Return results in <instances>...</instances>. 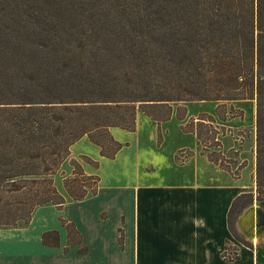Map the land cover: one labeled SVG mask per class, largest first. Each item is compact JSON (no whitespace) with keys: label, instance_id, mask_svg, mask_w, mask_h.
<instances>
[{"label":"trees","instance_id":"1","mask_svg":"<svg viewBox=\"0 0 264 264\" xmlns=\"http://www.w3.org/2000/svg\"><path fill=\"white\" fill-rule=\"evenodd\" d=\"M247 99L256 103V198L263 201L264 0H0V227L28 223L39 206L96 193L98 175L71 157L81 137L113 158L122 144L111 129L134 131L138 110L158 120L173 103L215 101L224 120L220 106ZM190 130L211 145V129ZM68 157L75 170L61 192L53 178ZM252 200L251 193L233 200L234 234ZM61 222L68 243L78 244L74 223ZM41 239L57 246L59 233Z\"/></svg>","mask_w":264,"mask_h":264},{"label":"crops","instance_id":"2","mask_svg":"<svg viewBox=\"0 0 264 264\" xmlns=\"http://www.w3.org/2000/svg\"><path fill=\"white\" fill-rule=\"evenodd\" d=\"M179 105L183 104L173 103L172 111ZM187 118L184 114L181 125ZM138 122L139 114L136 127ZM194 122L196 128L197 122L209 121L196 117ZM114 128L112 135L122 147L113 158L102 156L100 148L86 136L76 142L87 139L94 155L87 151L75 154L95 161L98 167L91 173L97 175L104 162L115 164L122 154L129 165L126 178L116 181L113 177L106 182L99 174L94 195L67 201L60 208L39 206L28 225L0 227V264H264V232L249 241L236 221L237 234L228 224L232 202L242 193H251L252 202L264 212V200L256 198L253 159L248 161L250 169L246 164L240 169V175L234 177L219 164L220 160L215 162L210 158L207 146L188 129L193 137L191 143L175 147L165 162L146 157L142 163L137 153L132 155V143L121 137L130 131L116 128L119 132L115 133ZM157 135L154 146L158 147L163 135L160 133L159 141ZM126 150L130 151L128 157L123 154ZM62 219L74 223L81 235L78 244L68 243ZM119 228L122 229L121 244ZM49 230L58 231L57 246L42 243V233ZM228 243L236 249L232 260L223 254ZM83 247L86 250L80 252Z\"/></svg>","mask_w":264,"mask_h":264},{"label":"rangeland","instance_id":"3","mask_svg":"<svg viewBox=\"0 0 264 264\" xmlns=\"http://www.w3.org/2000/svg\"><path fill=\"white\" fill-rule=\"evenodd\" d=\"M182 104L183 105H179L180 106L179 111H177L178 106H176L174 108L175 110H173L174 112L172 111L169 117L160 118L158 120L152 118L146 119V117L142 115L144 113L138 110L137 114H139V122L137 123L135 132L132 131H130V133L126 132L127 134L122 135L121 137L123 139H126V141H130L132 143L133 145L132 155L137 153L138 160L140 162L142 163L145 162L147 160L146 157L147 158L151 157L152 160L156 162H165L166 160L169 159L170 153L172 150H174L175 147L181 145H188L189 143H191L193 137L189 133L188 129H191L192 127L195 126L194 118L198 117L204 120H208L209 122H207L206 124L202 123L205 124L204 126L203 125L198 126V122H197L196 123L197 127H201V129L204 131L207 129L208 130L211 129L212 133L208 131L205 133V135L214 136V138L210 139L207 142V144H209L210 142L211 145L207 146L205 149L208 151L209 154L216 155L219 158L218 160H220L221 164L220 163L219 164L224 168L226 167L227 169H229V171H231L234 177L240 175L239 173L240 169L244 167L246 164L247 167H249V169L251 168V166L248 165L249 159L251 160L253 159L256 165L255 99L232 101V102H227L225 103V105L220 106L218 110H226V114H227L226 120L223 122L219 119L216 113H214V110L218 104L215 101H191V102H183ZM184 114L188 115V118L186 119V121L183 122L185 123V125H183V123L181 125V119H182L181 117H183ZM208 114L214 116L212 120H210L211 116H209ZM114 129H115V133L119 132L118 129L116 128ZM160 133L161 135H163V141L161 140L162 141V142L160 141L161 144L157 147L154 146L155 135H157V141H159L161 139ZM216 138H218V140H216ZM86 140L87 139H83L82 141L75 142L71 146V157L75 158L74 161H77L78 163L81 164L86 174H95L93 172L91 173V170H93V168H96V166L94 165V163H92L90 158L85 157L83 155L79 156L75 154L77 151H87L92 155H94V151L92 149L93 147L89 145V142H87ZM128 152L130 151L126 150L123 152V154H125V156L128 157ZM177 157H178L177 159H179V156ZM68 160L69 157L61 168L64 174H60L61 171H59L58 174L55 175L53 178L55 179V183L57 184L61 192L63 189L61 183L62 178L65 176L66 177L73 176L72 174L75 170V167L73 165L71 166L69 164L70 160L69 161ZM133 162H134V157L132 158V163ZM109 165H112V167H109ZM116 167H117L116 172H112ZM128 167H129L128 160L123 159V156L121 154L117 163L114 164L112 163V161L108 163L104 162L99 170V173L98 172L97 173L98 175L100 174L106 182L111 181L113 177L114 180L117 181L122 177L126 178ZM251 170L249 172H251ZM252 174L253 173H251V177ZM255 176H256V166H255ZM86 185H87L86 187L87 194H90L92 192L94 182L92 181V179H88ZM67 201H71V200L67 199ZM252 204H254V201L252 202ZM236 209L237 208L234 209V213ZM234 213L232 214V216L234 215ZM241 213L239 214V216L241 215ZM235 221L237 222V220ZM235 224L236 223L234 222L233 225L236 230ZM23 225H28V223L24 224L21 221H19L16 224L17 227ZM1 227H8V226H1ZM238 236L241 239H243L242 236L240 235ZM223 252H224L223 253L224 257L226 259H228L229 257V259L232 260L236 256L235 247H233L229 243L226 244Z\"/></svg>","mask_w":264,"mask_h":264},{"label":"water","instance_id":"4","mask_svg":"<svg viewBox=\"0 0 264 264\" xmlns=\"http://www.w3.org/2000/svg\"><path fill=\"white\" fill-rule=\"evenodd\" d=\"M237 227L245 239L253 241L264 232V212L260 205L250 204L237 219Z\"/></svg>","mask_w":264,"mask_h":264}]
</instances>
